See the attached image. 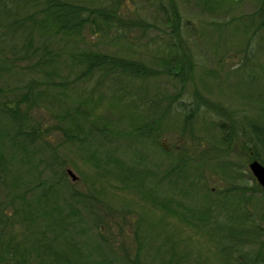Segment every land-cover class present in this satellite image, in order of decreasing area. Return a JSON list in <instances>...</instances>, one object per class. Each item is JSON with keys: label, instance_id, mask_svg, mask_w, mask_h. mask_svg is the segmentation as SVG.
Masks as SVG:
<instances>
[{"label": "rangeland", "instance_id": "1", "mask_svg": "<svg viewBox=\"0 0 264 264\" xmlns=\"http://www.w3.org/2000/svg\"><path fill=\"white\" fill-rule=\"evenodd\" d=\"M72 1L90 7L113 2L121 9L122 16L141 18L146 25L131 28L127 31L129 35L123 38L116 37L118 32L114 28L108 29L107 25L102 28L97 19L82 27L80 33L44 31L35 36L33 43H44L49 49L50 69L37 61L39 55L36 52L21 56L20 50H10L11 46L18 48L22 44L23 32L21 28L14 29L9 22L14 17L26 21L29 14L37 16L40 2L10 0L8 6L3 5L7 10L3 7L0 10V102L17 99L28 88L29 82L37 78L30 87L36 100L31 104L21 100L20 105L27 109L24 127H34L38 132L28 152L17 146L12 152L10 146H4L3 163L7 169L6 182L0 181V202L9 205L14 194L25 190L29 192L23 197L31 200L43 186H49V192L45 201L29 206L28 210L35 216L31 217L34 221L29 222L27 231H19V218H13V226L0 229V237L3 240L12 237L17 247L22 248L21 255L29 252L26 264H48L47 249L36 248L40 245L34 234L49 220H53L52 234L55 236L49 255L55 250L75 252L70 250L72 239L84 263L98 262L100 255L112 258L136 253L142 263L162 264L161 259L164 262L168 255V243L162 244V239L168 237L175 259L176 255L182 256L181 259L186 257L194 264V258L201 253L202 260L218 264L223 243L213 240L206 247L208 250L202 249L195 240L199 236L192 234V227L180 223L157 205L158 200L168 198L171 202L168 206L178 211L209 207L216 222H226L230 217L235 229L241 231L235 234L244 240L238 244L243 249L250 247V242H264V232L252 235V226L264 224L261 216L264 213V189L259 184L255 188L256 180L248 166L253 158L250 159L246 152L262 149L256 130L264 125V31L252 37L251 27L243 33L239 30L259 2L234 0L224 4L228 7L224 11L206 12L198 10L194 0H174L181 15L178 42L196 62L193 78L184 85L163 73L141 80V84L159 98L156 114L167 99L180 94L170 106L167 105L169 109L161 118L158 137L132 138L133 143H140L134 145L124 137L129 119L115 94L134 87L139 81L101 76L98 72L87 79L80 78L77 76L79 68L69 56L77 48H91L140 58L159 72L169 59L172 43L169 27L162 20L168 0ZM258 19L254 17L255 21ZM235 23L239 24L238 30ZM118 27L125 30V26ZM12 51L15 60L10 56ZM245 53H249L247 59ZM241 65L243 68L238 73L230 71ZM44 69L52 71L43 73ZM207 70L215 72L214 78L208 76ZM193 90L198 92V98L204 95L209 101L231 108L239 133H227L229 122L211 107L201 106L188 120L185 112L189 106L194 108ZM222 120L225 124L220 127ZM2 126L7 127L8 123L0 117V128ZM103 126L110 127L112 133L109 130L107 136L102 135L100 129ZM74 133L81 139L69 140L68 135ZM224 133L228 135V147L227 141L223 142ZM249 146L251 149L246 148ZM221 148H225L224 151H220ZM177 154L191 159L197 157L198 161H194L202 162L201 166L194 170L191 166L195 163L191 159L182 164L183 160L178 159ZM110 157L117 158L124 172L107 162ZM227 160L233 162L232 177L222 170ZM178 164L185 168L170 172L169 169ZM67 169L74 174V179ZM143 169L148 170L144 175ZM166 172L169 173L163 178ZM123 174L122 182L118 176ZM226 187L235 188L230 194L243 189L236 197L247 196L242 201L247 202L246 205L238 207V200H227L223 207L215 202L207 203L206 199H214L212 189L217 191ZM183 192H187L186 197ZM14 200L16 205L24 206L27 202L23 198ZM242 215L248 220L243 219L240 223L237 218ZM207 223L201 225L203 230L218 233L214 221ZM59 225L71 230L72 234H59ZM113 260L114 264H121L118 259Z\"/></svg>", "mask_w": 264, "mask_h": 264}, {"label": "trees", "instance_id": "2", "mask_svg": "<svg viewBox=\"0 0 264 264\" xmlns=\"http://www.w3.org/2000/svg\"><path fill=\"white\" fill-rule=\"evenodd\" d=\"M9 1L10 0H0V10H2V7L7 10L6 6L3 5H7ZM232 1L234 2V0H194L193 3L196 4V8L198 10L208 12L211 10L220 11L222 9L224 11V9H228V7H226L224 4H230ZM257 1L259 2V4L256 6L255 10L251 14H249V17H247L248 21L244 20V23H242V26L240 28L238 23L234 24L235 29H241V33H243L242 31H246L249 27H251L250 35L252 37L257 32L264 31V0ZM37 2H40L38 12L39 14H37V16L33 17V14H29L27 15L26 21L19 20V18L14 17L9 22V25H12L14 29L21 28L23 32L22 44L18 48H14L11 46L10 50H20V52L22 53L21 56L30 53V51L31 53L36 52L39 55L37 61L41 62L45 67H48L50 69L52 59L50 57L51 53H49V49L44 43H40L39 45H34L33 43L35 36H40L44 31H52V33L57 34H59V32L61 34H68L72 32L80 33L82 27L87 25L90 21L97 19L99 21L98 24L101 27L102 25H107L108 29L114 28V31L118 32L116 34V37L118 36L123 38L126 35H129L127 31H129L131 28L136 26L144 28V26L146 25V22H144L141 18H127L122 16L123 13L121 12V9L116 5V3L112 4L113 2H111L110 4H103L94 7L80 4L72 0H37ZM164 8L162 20L164 25H167L169 27V35L170 39H172V43H170L171 49L168 53L169 59L165 61L166 63L163 65L161 70H159V72L157 69L153 68L151 65L141 60L140 58L111 54L91 48H77V50L73 51L69 56L70 61L79 68L77 76L80 78L87 79L98 72L101 76H113L114 78L121 77L127 79L128 81H139V84L135 85L134 87H129L115 94V99H118V104L126 111L127 117L129 119V126L125 131H123L125 134L124 137L131 143H133L132 138L141 139L144 136H153L157 138L162 127L160 126L161 118L167 113L169 109L167 105L170 106V102L174 101L180 94V92H178L174 97L167 99V104L165 103L162 106L159 114H156L157 110L159 109V98L155 96V92L150 93L145 85L143 83L141 84V80L144 77L156 76L158 73H163L168 78L177 81L181 85H184L186 81H190L193 78V70L196 62L189 53H187L183 48L180 47L181 45L178 42L180 40V12L174 0H168L167 6H165ZM255 16L256 18H259L257 21L254 20ZM118 25L125 26V30H119ZM13 51L10 52V56L15 60L16 56L13 54ZM248 55L249 53H245L244 57L247 59ZM36 65L38 66V64ZM242 68L243 66L238 67L237 69L232 68L233 70L230 71L236 74ZM50 69H44L43 73H48ZM246 69L247 68H244L243 70L247 72ZM207 74L212 78H214L215 76V72H213L212 70H207ZM226 74L229 75L230 73L227 72ZM36 80L37 78H33L29 82L28 88L24 90L17 99H13V101L4 100L0 102V117H2L3 119L5 118L6 122L8 123L7 127L2 126L0 128V181L6 182L5 173L7 168L3 163L5 162L4 146L6 144L10 146L12 152L15 146L20 147L25 152H28L30 151L29 145L32 144L37 138V135H35V133L38 132V129L34 127L27 129L24 127L27 121V109L23 108L20 105L21 100L26 101L28 104H31L36 100L35 95L32 93V90H30L31 82L34 83ZM196 92V90H193V93L195 94L193 97L194 108H190V106L188 109L186 108L187 110L185 112V115L188 120H191V113L194 110L198 112L201 106H205L207 108L211 107L215 112H217L224 119H227V121L229 122V132L227 133H230L231 131H233V135H235V133H239L235 121L236 118H234L235 113L233 110H231V108L219 102L215 103L214 101H209V98L204 95L203 97L198 98V92ZM79 112H81V110H79ZM224 124L225 122L223 120L219 121L220 127H223ZM109 130L110 127L106 128L103 126L102 129H100V133L102 135L104 133V135L107 136ZM110 132L112 133L111 130ZM256 135L259 138L258 140L262 143V149L260 150V152H250L248 150H246V152H248L250 159L257 158L261 162H264V125L259 126V128L256 130ZM68 138L71 141L73 139H81V137L77 133H74L70 136L68 135ZM223 138L225 140L223 142H226L228 139V135L224 133ZM223 142L221 141L222 145ZM133 144L137 145L140 143ZM228 145L229 144L227 141V147ZM246 148L251 149L250 146ZM224 149L225 148H221L220 151H224ZM176 157L180 160H183L182 162H180L182 164L191 159L190 157L184 156V154H182V156H179L177 154ZM194 160H196L197 162L198 158L196 157V159H191V161L195 163L192 164L191 167L196 170L201 166L202 162L198 164ZM117 161V158L112 157L107 162H112L114 165L118 166L121 172H124L123 168ZM181 167L182 166L178 164L170 168L169 170L170 172L172 170L178 171ZM232 167L233 162L227 160L225 161V165L223 166L222 170L224 169L226 171V174L232 177ZM182 168L184 169L185 167L183 166ZM145 170L147 169L141 170L144 171L142 173L143 175L146 172ZM168 173L169 172L163 173V178L166 177ZM123 178L124 174L122 176H118V179H120L122 182ZM234 189V187H226L222 190H212L211 192H214L213 194H215L214 196H212L214 199L210 198L206 199V201L207 203H209V201L210 203L215 202V204H218V206L222 207L223 205H226L227 200H229L230 202L234 200L239 201L240 198L236 197L235 193L230 194V191H234ZM27 192H29V190L14 194V197L12 199H9V205L4 206L0 202V222H2V224L0 223V229L7 228L9 226L12 227L13 218H19L20 228L18 230L22 233L27 231V226L32 220L31 217L35 216V213L31 214L28 208L29 206L32 207V205L39 204L40 201H45L47 199L49 186L41 187L40 191L37 194H34V198L31 200H27L23 197V194H27ZM183 193L184 197H186L187 192ZM17 198L19 200L23 198V201L27 200V202L24 203V206L16 205L13 202L15 201L14 199ZM166 199L167 200H158L157 205H159V207L164 212L175 216V218L179 220L180 223H184L185 225L192 227V234H196L199 236V239L195 240L199 241L202 249L208 250L207 248L209 247V242L213 240L223 243L220 250L221 260L218 262V264H264V242L256 243L255 241H253L250 242V247L243 249L238 244L243 243L244 240H240L241 238L237 237V235L235 234L236 232L241 233V231L239 229H235L233 225L234 222L230 220V217L226 218V222H216L215 218L211 217L209 207H195L194 209L193 207H191V209L189 208L183 211H178L176 208L169 207L168 205L171 202L168 198ZM177 200L179 203V199H176L175 201L177 202ZM242 216L245 217V215ZM261 216L263 217L262 220H264V213ZM206 220L208 222L214 221L216 227L219 229L218 233H213V231H210V229H202L201 225L208 224ZM51 223H53V220L45 222L44 225H42V227L38 229L34 234L36 241H38L37 243L40 245L39 247L38 244H36L38 246L36 248L47 249L45 251H47L48 253V256L46 258L48 264H89L88 262L84 263L82 262V260H80V252L75 246L76 243L72 239H70V241H72L70 250H73L75 252L65 253L55 250L53 251L54 253L52 255H49L50 245L55 237L54 234H52L53 229ZM95 224L97 226V223ZM99 226L100 225H98V227ZM62 227L63 226L60 225L58 227L59 234L63 236L67 235L68 233L72 234L71 230H66V227ZM241 230L243 231V227L241 228ZM261 232H264V224L256 223L254 226H252L253 236L259 235V233ZM192 234L190 236H192ZM11 238L12 237H8L3 240L0 237V264H26V256H29V252L26 255H21L22 248H20V246L17 247V243L13 240V238ZM167 238L168 237H164L162 239V244H169V238ZM195 240L193 241L195 242ZM168 244H166L168 255L166 256L167 258L164 259V262L161 259L162 264H190V261L186 257L184 259H181L182 256L176 255L175 259V254L171 249L170 244ZM36 248H34L33 250H35ZM162 251L164 252L165 249H163ZM200 254H198L194 258L193 263L209 264L206 260L201 259L202 256ZM100 256L101 257L99 258L98 262H93L90 264H114L113 259H118L121 264H147L139 261L136 253L134 255L131 253H124L120 256H113L112 258H107L104 255Z\"/></svg>", "mask_w": 264, "mask_h": 264}, {"label": "water", "instance_id": "3", "mask_svg": "<svg viewBox=\"0 0 264 264\" xmlns=\"http://www.w3.org/2000/svg\"><path fill=\"white\" fill-rule=\"evenodd\" d=\"M248 166L257 183L264 189V165L258 159L253 158ZM67 172L72 179L75 178L70 169H67Z\"/></svg>", "mask_w": 264, "mask_h": 264}, {"label": "flooded vegetation", "instance_id": "4", "mask_svg": "<svg viewBox=\"0 0 264 264\" xmlns=\"http://www.w3.org/2000/svg\"><path fill=\"white\" fill-rule=\"evenodd\" d=\"M257 186H258V183H257V181H255V188H257ZM241 191H242V189H241ZM241 191L240 190H235V192H234L235 196H236L237 193H241ZM237 197L240 198V200L236 203L238 207L239 206L242 207V205H244V204L246 205L247 202L242 203V201L244 202V199L247 198V196L244 197L243 194H240ZM243 219L244 220H248V218H246V217H238L237 221L241 223L243 221Z\"/></svg>", "mask_w": 264, "mask_h": 264}]
</instances>
